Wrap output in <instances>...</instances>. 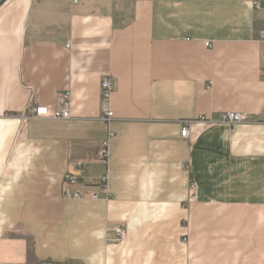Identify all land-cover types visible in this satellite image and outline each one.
Listing matches in <instances>:
<instances>
[{"label":"crops","instance_id":"1","mask_svg":"<svg viewBox=\"0 0 264 264\" xmlns=\"http://www.w3.org/2000/svg\"><path fill=\"white\" fill-rule=\"evenodd\" d=\"M263 16L264 0H5L0 263L264 264ZM67 91L70 118H23Z\"/></svg>","mask_w":264,"mask_h":264},{"label":"built area","instance_id":"2","mask_svg":"<svg viewBox=\"0 0 264 264\" xmlns=\"http://www.w3.org/2000/svg\"><path fill=\"white\" fill-rule=\"evenodd\" d=\"M255 8L261 9L262 6L260 3L255 4ZM259 32V40L264 45V16H263V22L258 27ZM207 45L209 43L207 42ZM113 84L112 79L110 77H104L102 79V89H101V95H102V104H101V118L106 121L110 122L114 117V111L111 107V98L113 95ZM37 115L40 117H46V118H53V119H68L71 116V93L69 91L61 93L58 95L57 102L54 105H34L29 107L28 114L24 115L23 118H28L29 116ZM244 120V115L239 112H226L223 113L220 116V121L228 123L230 125H236L237 123H240ZM203 122L207 123L209 119H207L205 116L200 115L195 120H187L183 124L181 135L184 139L189 138L190 135V127L193 125L194 122ZM111 136L112 134L106 138L103 139L98 146L97 149V160L98 162L109 165L110 162V154H111ZM79 181V176L67 174L65 176V185L66 184H77ZM104 191L108 192V177L104 176L100 179ZM65 195L67 198L70 199H77L84 197V194H81L79 191H71L70 189L65 190ZM91 197L96 199L98 198V195L96 193H92ZM117 237L116 242H121L125 239V230L122 227H118L116 229ZM186 241V239H185ZM0 264H17V263H0ZM61 264H69L68 262H64Z\"/></svg>","mask_w":264,"mask_h":264},{"label":"water","instance_id":"3","mask_svg":"<svg viewBox=\"0 0 264 264\" xmlns=\"http://www.w3.org/2000/svg\"><path fill=\"white\" fill-rule=\"evenodd\" d=\"M5 0H2L1 2H0V5L4 2Z\"/></svg>","mask_w":264,"mask_h":264}]
</instances>
